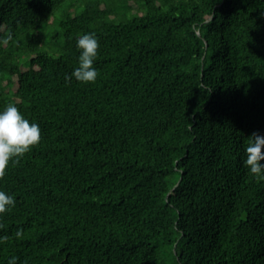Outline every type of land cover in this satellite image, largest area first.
<instances>
[{
  "label": "trees",
  "instance_id": "1",
  "mask_svg": "<svg viewBox=\"0 0 264 264\" xmlns=\"http://www.w3.org/2000/svg\"><path fill=\"white\" fill-rule=\"evenodd\" d=\"M88 32L97 79L66 81ZM9 103L41 139L0 178V264H264V0H0Z\"/></svg>",
  "mask_w": 264,
  "mask_h": 264
},
{
  "label": "clouds",
  "instance_id": "2",
  "mask_svg": "<svg viewBox=\"0 0 264 264\" xmlns=\"http://www.w3.org/2000/svg\"><path fill=\"white\" fill-rule=\"evenodd\" d=\"M7 39H12L11 34ZM76 48L80 50L78 66L70 74H66L65 80L74 77L79 82H94L98 75L94 67L99 48L97 35L94 32L82 34L76 40ZM251 136L252 139L245 147L244 165L254 176L264 179V163H261L264 160V134L254 132ZM40 139L39 124L26 118L15 104L9 103L0 109V178L5 176L10 160L18 162V158L30 151ZM15 205V196L0 189V214ZM21 234L22 230L17 229L16 236L20 237ZM8 264H17V258L11 257Z\"/></svg>",
  "mask_w": 264,
  "mask_h": 264
}]
</instances>
